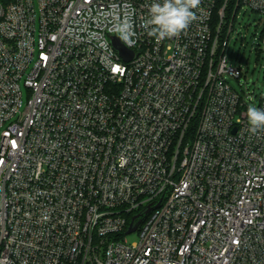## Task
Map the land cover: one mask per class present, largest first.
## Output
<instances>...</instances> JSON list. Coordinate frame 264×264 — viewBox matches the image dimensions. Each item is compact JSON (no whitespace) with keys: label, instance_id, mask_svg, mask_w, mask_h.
Listing matches in <instances>:
<instances>
[{"label":"built area","instance_id":"1","mask_svg":"<svg viewBox=\"0 0 264 264\" xmlns=\"http://www.w3.org/2000/svg\"><path fill=\"white\" fill-rule=\"evenodd\" d=\"M151 2L0 0V264H264V131L226 53L264 0H201L159 43Z\"/></svg>","mask_w":264,"mask_h":264},{"label":"clouds","instance_id":"2","mask_svg":"<svg viewBox=\"0 0 264 264\" xmlns=\"http://www.w3.org/2000/svg\"><path fill=\"white\" fill-rule=\"evenodd\" d=\"M200 3L201 0H152L148 5V16L143 19L141 26L147 35L158 43L177 37L197 18L194 10L198 9ZM113 30L127 46L135 45L137 34L130 15H126L122 20L117 17ZM246 116L250 133L264 131V109L250 103Z\"/></svg>","mask_w":264,"mask_h":264},{"label":"rangeland","instance_id":"3","mask_svg":"<svg viewBox=\"0 0 264 264\" xmlns=\"http://www.w3.org/2000/svg\"><path fill=\"white\" fill-rule=\"evenodd\" d=\"M261 16L250 9L242 8L234 19V34L227 47L229 62L241 66L244 70L242 79L228 78L232 87L247 100L249 104L259 107L264 95V52L259 53L260 34L264 26H259ZM232 21V19H231ZM253 81L248 87V82ZM260 85V87L258 86ZM128 242L137 241L139 232L125 235Z\"/></svg>","mask_w":264,"mask_h":264},{"label":"water","instance_id":"4","mask_svg":"<svg viewBox=\"0 0 264 264\" xmlns=\"http://www.w3.org/2000/svg\"><path fill=\"white\" fill-rule=\"evenodd\" d=\"M113 44L124 59L130 60L135 56L134 52L132 50L128 49L119 37L113 38ZM137 226H138V224L134 225L132 222L131 226L128 230V233L135 231L137 229Z\"/></svg>","mask_w":264,"mask_h":264},{"label":"trees","instance_id":"5","mask_svg":"<svg viewBox=\"0 0 264 264\" xmlns=\"http://www.w3.org/2000/svg\"><path fill=\"white\" fill-rule=\"evenodd\" d=\"M3 1L7 2V1H9V0H3Z\"/></svg>","mask_w":264,"mask_h":264}]
</instances>
